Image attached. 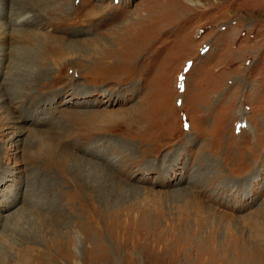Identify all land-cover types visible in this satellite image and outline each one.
Masks as SVG:
<instances>
[{"label":"rangeland","instance_id":"374dc122","mask_svg":"<svg viewBox=\"0 0 264 264\" xmlns=\"http://www.w3.org/2000/svg\"><path fill=\"white\" fill-rule=\"evenodd\" d=\"M0 264H264V0H0Z\"/></svg>","mask_w":264,"mask_h":264},{"label":"bare ground","instance_id":"6f19581e","mask_svg":"<svg viewBox=\"0 0 264 264\" xmlns=\"http://www.w3.org/2000/svg\"><path fill=\"white\" fill-rule=\"evenodd\" d=\"M26 17H24L23 18V15L22 16H20L18 19H16V18H14L12 21L13 22H15V24L17 25L20 21H26ZM2 24V23H1ZM20 24V23H19ZM3 25V24H2ZM2 29L3 28H6V26L4 25V26H2L1 27ZM43 53V52H42ZM43 55V54H42ZM41 55V56H42ZM46 57V56H45ZM43 72V71H42ZM45 72V71H44ZM68 102V101H67ZM91 114V113H90ZM93 115H91L92 117H93V119H95V117H97V116H99L100 114H96V113H92ZM95 116V117H94ZM92 122L94 123V124H100V123H102L103 121L102 120H100V122L99 123H96V122H94L93 120H92ZM125 123V125H121L123 128H127L128 126H130V123L129 122H124ZM120 126V127H121ZM111 128H115V126H113V127H111Z\"/></svg>","mask_w":264,"mask_h":264}]
</instances>
